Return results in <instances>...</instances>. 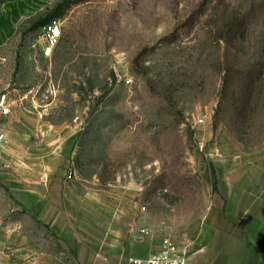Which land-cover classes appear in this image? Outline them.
<instances>
[{"label": "rangeland", "instance_id": "374dc122", "mask_svg": "<svg viewBox=\"0 0 264 264\" xmlns=\"http://www.w3.org/2000/svg\"><path fill=\"white\" fill-rule=\"evenodd\" d=\"M59 1L0 2V97L60 134L84 183L130 196L132 234L188 244L215 165L264 157V0H78L48 55L29 28ZM0 229L65 257L3 182Z\"/></svg>", "mask_w": 264, "mask_h": 264}, {"label": "crops", "instance_id": "0c3cea01", "mask_svg": "<svg viewBox=\"0 0 264 264\" xmlns=\"http://www.w3.org/2000/svg\"><path fill=\"white\" fill-rule=\"evenodd\" d=\"M31 111L12 108L2 119L3 161L10 165L0 163V182L55 233L65 257L36 248L16 229H0V264H127L158 249L161 241L143 228L144 235L131 233L139 222L129 195L86 184L78 173L67 179L73 156L60 134L36 135L42 126ZM213 179L217 189L206 225L183 246L188 263L264 264V157L222 159Z\"/></svg>", "mask_w": 264, "mask_h": 264}, {"label": "built area", "instance_id": "2783aa9c", "mask_svg": "<svg viewBox=\"0 0 264 264\" xmlns=\"http://www.w3.org/2000/svg\"><path fill=\"white\" fill-rule=\"evenodd\" d=\"M63 33V22L60 17L52 18L43 26V38L45 39L44 52L50 55L59 44ZM12 109V103L6 100L5 96L0 97V163L9 166V163L3 161V147L5 143V128L2 125V119L9 115ZM76 167L72 161L67 172V179H73L76 176ZM127 264H189L184 247L172 236H166L162 239L158 249L147 256H132Z\"/></svg>", "mask_w": 264, "mask_h": 264}, {"label": "trees", "instance_id": "16d2710c", "mask_svg": "<svg viewBox=\"0 0 264 264\" xmlns=\"http://www.w3.org/2000/svg\"><path fill=\"white\" fill-rule=\"evenodd\" d=\"M5 1H7V0H0V2H5ZM77 1L78 0H60L59 2H57L53 6L52 9H50L45 14V16H42L36 20H33L29 29L35 30V29L41 28V27L45 26L46 23H48L52 18L63 16L69 10V8ZM215 188L217 189V181H215ZM33 217L39 224H42L49 229V227L46 223H44L42 220L38 219L34 215H33ZM53 234L55 235L54 232H53ZM56 238L58 239L57 236H56Z\"/></svg>", "mask_w": 264, "mask_h": 264}]
</instances>
